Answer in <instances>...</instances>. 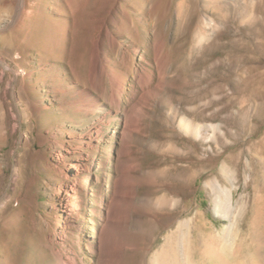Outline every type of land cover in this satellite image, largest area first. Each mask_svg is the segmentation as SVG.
I'll return each mask as SVG.
<instances>
[{"label": "rangeland", "instance_id": "obj_1", "mask_svg": "<svg viewBox=\"0 0 264 264\" xmlns=\"http://www.w3.org/2000/svg\"><path fill=\"white\" fill-rule=\"evenodd\" d=\"M14 1L0 0L4 79L0 81V264H50L52 255L46 247L55 241L62 243L66 256L71 257L70 247H76L84 260L91 259L88 248L107 247L100 245L99 230L122 175V122L117 118L103 127L97 151L81 148L80 153L91 158L89 171L76 176L72 168L68 171L73 161L65 154L67 133L84 135L100 115L80 121L58 106L62 99H71V93L53 97L47 94L48 86L54 78L62 89L83 86L91 40L107 38L115 30H121V40L140 42L132 56V64H140L145 51L151 56L149 41L156 18L160 35L168 26L167 40L175 39L173 50L165 47L172 75L154 103L161 121L154 118L153 127L146 130L161 147L150 149L145 137L133 139L134 146L143 149L136 153L143 171L136 189L141 197L165 193L176 204L173 210L133 213L151 223L141 227L140 247L137 253L130 252V264H152L165 236L185 219L193 222L194 236L203 231L219 242L218 233L234 218L215 215L216 188L232 193L233 213L238 217L237 246L226 251V259L264 261V0H148L141 16L135 15L128 0H84L76 13L82 15L76 35L68 7L72 0H29L28 20L21 30L12 20ZM112 8L117 15L110 17ZM123 8L132 10L134 27L130 19L129 32ZM48 19L60 21V34L66 28L65 44L46 45ZM105 19L108 28L101 35L99 26ZM73 39L86 43L72 47ZM71 62L76 64L77 77L71 73ZM9 79L14 88L7 84ZM5 93L9 97L4 99ZM46 106L52 110L43 109ZM184 121L192 124L189 132L183 130ZM66 184L76 192L73 214L60 201ZM100 187L101 218L97 219L93 209L98 208ZM197 236L193 248L198 262L205 247Z\"/></svg>", "mask_w": 264, "mask_h": 264}, {"label": "bare ground", "instance_id": "obj_2", "mask_svg": "<svg viewBox=\"0 0 264 264\" xmlns=\"http://www.w3.org/2000/svg\"><path fill=\"white\" fill-rule=\"evenodd\" d=\"M28 1L29 0H15L13 2L12 20L14 25L17 23L16 27H18V30H21L22 25L28 20V15L26 13ZM83 1L84 0H72V2L68 4L73 25L75 23V35L77 34L76 27L81 22L82 18L81 14L78 15L76 13L81 8L82 3H84ZM128 1L132 2L133 5H131L130 8L133 7L136 16L143 15L144 11L147 9L146 4L148 0ZM55 11H58V8H56ZM131 11L132 10H126L125 8L121 9L126 27H128L127 23H129L128 21H130V19L132 22V17L130 15ZM116 12L117 11L112 8L109 11L110 17L116 16ZM118 20L119 19L116 18L114 23L118 24L120 27ZM106 22L107 20L105 19L99 26L101 35L107 32L108 27ZM48 24L50 36L46 41V45L58 46V44H65L67 42L66 28L64 27L62 29V34H60L58 29L60 21L48 19ZM156 24L157 18L151 26L154 29L153 38L149 41L151 42V56L147 57V52L145 51L141 57L140 64H132V56L136 54L141 47L139 44L140 42L133 41L131 38H128L129 41L126 39L121 40V30H115L107 38L103 39L99 37L91 40L92 42L90 41L91 45L87 56L88 67L86 78L82 82L83 86L76 84V86L69 85L70 87L68 89H62L61 83H57L55 78L52 79L51 85L48 86L47 94L53 97L71 93V99H62L58 106L64 112L72 111V113L81 119L80 121L84 122L86 118L100 115L97 117L98 119H95L96 123L89 124L90 129L84 135H74L73 132L67 133L69 141L65 146V154L73 161L72 164H68V171L72 168L76 176L82 174L84 171H89L87 161L91 158L88 154L82 155L80 153L81 148L85 147L88 150L92 149L97 151L99 149L98 143L101 140L100 135L103 131V127L116 121L117 118L122 122L120 154L125 159L121 164L122 175L115 184L113 196L107 201L105 209L106 214L99 230L100 237H102V239L100 238V245L104 243L107 247L88 248L91 259L84 260L79 256L76 247H70L71 257L66 256L62 243L55 241L51 246L46 247L52 255L50 264H130L131 258H133L130 252L137 253L140 247L139 239L141 238V227L143 224L146 225L149 223L146 217H137L134 216L133 213L174 209L176 201L168 198L169 196H167V194L164 193L160 197L155 198L154 196L148 195L149 192L148 194L146 193V197H141L137 194L136 189V185L140 183V172L143 173L141 163L136 153L141 154L143 149L141 150V147H135L133 139L136 136L145 137L150 141V149H157L156 147L158 146L159 148L161 147V142L152 138L151 133H148L146 130L153 127L152 120L154 118L157 121H161L156 115L157 111L154 103L162 97V93L168 84L167 80L171 78L170 76L172 75V66L166 58L165 47L168 46L170 50H173L175 39L169 40L168 38L167 40L166 31L168 30V26L165 27L164 35H160V30L157 28ZM132 26L134 27L133 22ZM130 29L131 28L128 27L126 31L129 32ZM156 32L158 36H154ZM84 43H86L85 40L73 39L72 47ZM142 48L146 49L145 46ZM51 53H55L54 50H52ZM128 60L131 61V63L129 62L130 65L125 64V61ZM69 67L71 73L77 77L76 64H72L71 62L69 63ZM45 69L46 66L41 68V71H45ZM31 74V72L27 73V76L29 77ZM3 80V75L0 74V81L2 82ZM13 83L12 79L7 81V84L14 88ZM7 94H3L4 99L9 97ZM11 98V100L18 98L13 91L11 92ZM40 108L41 107L38 106L36 110ZM43 109L52 110V106H46ZM172 111H174V114H177V110ZM112 114L114 115L112 116ZM12 118L14 119V117ZM148 121L149 124L147 123ZM189 121L191 122V120ZM190 122L184 121L183 130H185V132H189L192 128ZM16 129L17 124L13 126L14 132ZM201 131L199 130V132ZM58 159L63 162L65 161L62 155H60ZM106 164L107 162L103 161V165L106 166ZM92 165L93 163L91 162V166ZM61 172L63 173V178L68 179V174L63 171ZM144 174L152 175L153 173L146 172ZM84 182L85 186L82 189L86 191L87 180L85 179ZM216 189L215 215L227 219L231 218V216L234 218L233 221L223 229L222 234L218 233L217 237L220 238L219 242L215 241L216 239L213 235L205 236L202 233L203 231L198 233V236H194L192 234L193 222L189 219H185L178 222L177 225L174 226V229L172 228L173 230L165 236V245L161 251L154 255L151 262L152 264H264V261H256L254 263L243 258L226 259V251H234L237 246L238 217L233 213L232 193L230 191L220 190L219 188ZM97 192L99 196L97 201L98 208L93 209V214H95L97 219H100L102 188L100 187ZM75 200L76 192L74 187L66 184L64 192L60 196V201L62 204H65L69 214H73L76 210L74 204ZM196 236L200 237L202 247H205L202 257L203 260H199L198 262L194 260L195 252L193 248ZM78 239H80L79 236ZM78 243L79 241L77 240L76 245ZM94 256L96 259L93 258Z\"/></svg>", "mask_w": 264, "mask_h": 264}]
</instances>
